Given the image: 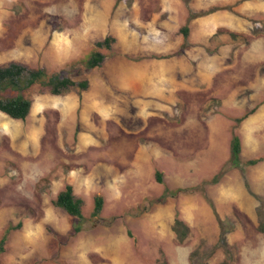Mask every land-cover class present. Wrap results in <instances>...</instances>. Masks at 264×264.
Returning a JSON list of instances; mask_svg holds the SVG:
<instances>
[{
    "label": "rangeland",
    "instance_id": "obj_1",
    "mask_svg": "<svg viewBox=\"0 0 264 264\" xmlns=\"http://www.w3.org/2000/svg\"><path fill=\"white\" fill-rule=\"evenodd\" d=\"M11 61L89 85L37 84L25 119L0 112V264H191L196 247L198 264H264V0H0V65ZM65 184L82 220L52 204Z\"/></svg>",
    "mask_w": 264,
    "mask_h": 264
},
{
    "label": "trees",
    "instance_id": "obj_2",
    "mask_svg": "<svg viewBox=\"0 0 264 264\" xmlns=\"http://www.w3.org/2000/svg\"><path fill=\"white\" fill-rule=\"evenodd\" d=\"M189 31L188 25H183L180 28L185 36H187ZM233 40L237 39L238 35L234 33H229ZM114 38L111 36H106L103 40L95 42V48L92 49L90 54L79 60L86 69H93L98 67L103 62L105 54L99 49L105 48L110 49ZM42 85L40 92H43L44 88H47L50 94L60 95L65 93L69 87L75 86L80 90H84L88 87L89 82L87 79L75 82L69 76L58 73L49 72L44 66L39 67H29L25 64H21L15 61H11L5 65H0V112L4 113L12 119L23 120L28 115L31 108V99L26 96V93L35 85ZM242 118H238L240 121ZM240 153H241V142L240 138L234 132L230 138V157L227 161L230 166L237 167L240 163ZM263 157H259L253 160L247 161L249 164H254L261 160ZM221 172L214 175L209 181L211 183H216ZM157 181L161 182V174L156 172ZM184 191L183 188L168 189L164 188L162 196H175L177 193ZM52 204L63 210L65 213L71 216H75L79 220H82V207L83 201L81 198L74 195L73 187L71 184H65L63 189L58 191L55 198L52 200ZM103 206V199L101 196H95L93 199V210L91 216L96 217ZM75 231H80V225H75ZM171 230L173 231L178 242H182L189 234V227L179 218L175 217ZM258 230L260 232L264 231V221L259 220ZM6 230L2 237L0 238V254L4 251V243L7 238ZM220 242L222 246H226L224 242L223 233L220 236ZM202 256L200 248L196 247L191 251L189 255V260L191 264H198L199 258ZM205 264V263H201Z\"/></svg>",
    "mask_w": 264,
    "mask_h": 264
},
{
    "label": "crops",
    "instance_id": "obj_3",
    "mask_svg": "<svg viewBox=\"0 0 264 264\" xmlns=\"http://www.w3.org/2000/svg\"><path fill=\"white\" fill-rule=\"evenodd\" d=\"M70 41H73V39H72V36H70V35H66V37H63L62 39H59V40H55L54 42H60L61 44H64L63 46H62V49H60L56 54H55V56H57V60L55 59V61L56 62H58V61H61L62 62V58L64 57V56H66V54H69L68 52H67V50H68V42H70ZM72 55V54H71ZM71 55H69L66 59H63V64H65L66 63V61H68L67 59H69V58H71L72 56ZM122 62H120V64H121ZM139 65V64H138ZM139 66H142V65H139ZM112 78H113V76H112ZM163 85V84H162ZM128 87V89H130V91H131V93H132V89H131V87L130 86H127Z\"/></svg>",
    "mask_w": 264,
    "mask_h": 264
}]
</instances>
